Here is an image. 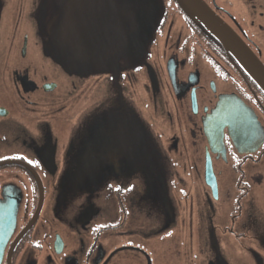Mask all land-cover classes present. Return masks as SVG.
I'll use <instances>...</instances> for the list:
<instances>
[{"label":"flooded vegetation","instance_id":"af4514ba","mask_svg":"<svg viewBox=\"0 0 264 264\" xmlns=\"http://www.w3.org/2000/svg\"><path fill=\"white\" fill-rule=\"evenodd\" d=\"M202 2L264 64V0ZM263 167L264 90L183 0H0V264H264Z\"/></svg>","mask_w":264,"mask_h":264},{"label":"water","instance_id":"95a60500","mask_svg":"<svg viewBox=\"0 0 264 264\" xmlns=\"http://www.w3.org/2000/svg\"><path fill=\"white\" fill-rule=\"evenodd\" d=\"M190 9L202 20L204 21L210 29L215 31L220 38L221 42L227 49L231 50L237 59L243 64L246 70L251 74V76L259 83L261 88L264 90V64L256 57V55L247 47V45L242 42L238 37L232 34L226 27L225 23L220 20V18L215 15L210 9H208L202 0H183ZM224 23V24H223ZM246 109V107H243ZM249 114V113H248ZM245 115H238L239 118L243 119ZM255 120V116L249 114ZM207 184L212 187L213 195L215 196V183L212 175L211 165L207 162ZM15 202L11 205L10 213L7 214V229L0 234V263L4 250V242L6 235L12 228L14 222V211ZM3 208V203L0 202V210ZM1 230V227H0ZM4 230V228L2 229Z\"/></svg>","mask_w":264,"mask_h":264},{"label":"rangeland","instance_id":"374dc122","mask_svg":"<svg viewBox=\"0 0 264 264\" xmlns=\"http://www.w3.org/2000/svg\"><path fill=\"white\" fill-rule=\"evenodd\" d=\"M14 55L11 54V57H13ZM23 60L25 61H32L35 65H37L40 68H44L46 69L47 66L44 64V60L41 58V56L35 52L34 50H29L27 55L25 56V58H23ZM219 168L222 171V175H220V189L222 191V193L224 192H229L231 190H233V181L232 178L228 175L230 173L229 167L228 166H224V165H219ZM263 172L262 176L263 178H261V181H254L253 179V195H254V202L257 203V205H259V202L262 206H264V167L260 170H258V168L252 169L251 170V174H257V172L261 171ZM259 201V202H258ZM185 242L188 243V239H185ZM189 249V250H186ZM185 250H180V252H189L192 253L193 257H196V255H198L197 253L203 252L205 251L207 254H210V251L208 249H204L201 251H198L197 253L194 252V250H192L191 248H186ZM173 253L172 250L169 251V254ZM185 257H187L185 255ZM189 264H192V262L190 261Z\"/></svg>","mask_w":264,"mask_h":264}]
</instances>
